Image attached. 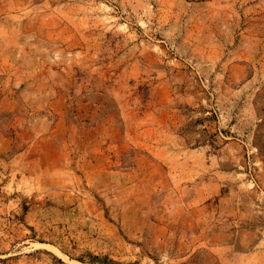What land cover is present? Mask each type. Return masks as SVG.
<instances>
[{"label": "rangeland", "instance_id": "1", "mask_svg": "<svg viewBox=\"0 0 264 264\" xmlns=\"http://www.w3.org/2000/svg\"><path fill=\"white\" fill-rule=\"evenodd\" d=\"M0 264H264V0H0Z\"/></svg>", "mask_w": 264, "mask_h": 264}]
</instances>
